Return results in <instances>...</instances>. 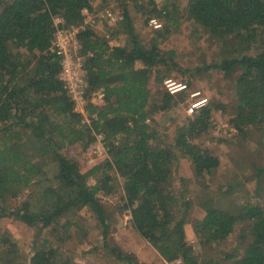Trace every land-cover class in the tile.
Segmentation results:
<instances>
[{
  "label": "trees",
  "instance_id": "16d2710c",
  "mask_svg": "<svg viewBox=\"0 0 264 264\" xmlns=\"http://www.w3.org/2000/svg\"><path fill=\"white\" fill-rule=\"evenodd\" d=\"M93 1L0 0V218L55 233L75 225L74 211L89 209L104 237L110 215L103 199L117 197V209L128 212L132 230L166 263L218 264L205 253L197 255L185 240L184 226L198 208L204 216L194 222V231L203 248L220 245L235 233L238 247L224 253L223 261L264 264L259 186L253 199L247 193L239 197L245 190L239 182L214 196L171 191L179 158L190 160L196 182L218 168L209 150L194 145L209 130L215 112L226 116L239 136L254 128L264 131V50H253L264 32V0H187L182 7L176 0H116L122 19L114 24L112 38L122 36L125 43L111 46L88 26L78 33L88 100V122H83L58 80L60 59L50 47L54 19L62 18L65 27L80 26ZM107 1L101 0L104 5ZM130 5L139 14L147 8L164 12L162 31L149 41L141 39L132 26ZM184 22L209 36L218 51L211 63L194 72L222 75L233 100L228 105L210 99L167 140L153 121L175 102L174 95L159 88L166 69L175 64L156 39L177 34ZM153 76L158 77L153 80L155 96L149 86ZM98 94L102 99L96 104ZM98 134L104 136L109 158L82 172L63 152L73 146L90 149ZM252 171L258 184L264 169L253 164ZM109 251L119 261L137 264L117 248ZM0 264H24L5 233L0 235ZM28 264L73 263L44 240L36 244Z\"/></svg>",
  "mask_w": 264,
  "mask_h": 264
},
{
  "label": "rangeland",
  "instance_id": "374dc122",
  "mask_svg": "<svg viewBox=\"0 0 264 264\" xmlns=\"http://www.w3.org/2000/svg\"><path fill=\"white\" fill-rule=\"evenodd\" d=\"M176 2L178 6L182 7L187 0H176ZM118 8L121 7L116 0H109L105 5L101 0H94L91 4V12L88 13L96 18L108 9L114 15H119L120 9ZM127 8L130 11L135 33L139 34L144 41L151 40L154 32L148 28L145 20L155 13L151 8H147L143 14L135 13L132 5ZM156 8H160V4ZM164 23L166 24V20ZM90 27L97 34L105 36L111 46L125 43L122 36L119 39L112 38L115 25L109 24L104 19H96ZM209 38L207 35L203 36L198 33L194 25L184 22L177 34L156 39L160 48L172 57L175 64L166 69L168 75L163 79L159 88L166 91L164 82L167 80L181 85L189 82V86L184 91L174 95L175 102L170 110L154 117V126L158 128L162 139L166 137L165 139L170 140L176 130L186 124L187 119L198 111L196 110L190 115L187 114L192 94L197 93L203 98L195 103L203 102L207 98L208 102L205 105L209 103L210 99L221 104L227 102L228 105L233 100L231 86L222 78V75L213 71L197 73L193 70L211 63L217 56V47ZM255 46L253 48L255 51L264 50V32ZM156 78L158 77L153 76L149 83L154 96L157 93V88L153 80ZM93 145H95V140ZM194 145L196 148L201 147L209 150L218 159L219 166L211 175L204 178V182H196L190 160L185 157L179 158L173 170L171 183V191L174 194L179 196L185 193L191 197H198L201 193H205L214 196L223 190L221 189L223 186L239 182L244 183L245 189L239 191V197H244L247 193V196L253 199L254 189L259 186L263 195L260 200L264 201V175L257 184L252 171L253 164L264 169V131L261 128L251 129L247 136H239L230 129L227 117L217 111L212 116L209 130L195 139ZM90 149L73 146L65 149L63 154L68 159L77 162L82 172H86L93 165L108 159L92 155ZM88 157L93 159L92 163L88 162ZM50 171H52L51 168ZM92 183L93 181L90 179L88 184ZM116 198L103 199L106 212L110 215L109 231L104 237L93 212L89 209L74 211L71 216H73L72 220L75 225L66 230L60 228L55 233H50L49 229L41 230L29 227L12 218H0V235L7 234L16 244L24 264H28L36 244H41L44 240L50 242L51 247L61 254L63 260L73 264H128L116 259L109 251L111 248H117L122 255H131L137 264H168L150 244L132 230L129 214L124 210L118 211ZM189 216L190 222L184 226V236L186 242L196 250L197 255L205 253L209 258L217 260L218 264H230V262L223 261V257L224 253L230 254L238 247L237 235L232 234L227 241L220 245L203 248L195 234L194 222L200 221L204 214L200 209L194 208Z\"/></svg>",
  "mask_w": 264,
  "mask_h": 264
},
{
  "label": "built area",
  "instance_id": "2783aa9c",
  "mask_svg": "<svg viewBox=\"0 0 264 264\" xmlns=\"http://www.w3.org/2000/svg\"><path fill=\"white\" fill-rule=\"evenodd\" d=\"M156 3H160L161 0H154ZM84 19L80 26L65 27L62 18H55V32L53 34L50 50L55 53L60 59V71L58 73V80L62 84L63 89L70 97L74 105V111L83 116V122L87 121V115L85 112V106L87 105L86 97V81L83 71V58L79 55V41L78 33L86 26L90 27L95 23L96 19H104L109 24H116L122 18L120 15H114L110 10L106 9L101 14L96 16L89 15L87 11L83 12ZM164 12H157L152 15L147 23L148 28L154 32H160L163 29L165 22ZM167 93L170 95H176L186 89V86L177 84L172 80L164 82ZM177 89H183L176 93ZM102 99V95L98 94L93 100L96 104H99ZM201 98L197 93L191 95L189 107L187 108V114H193L196 110L205 106L208 102L206 98L199 107H196L194 103ZM92 155H98L105 158L108 156V148L104 139V136L98 134L95 136V145L90 149ZM88 162L92 163L91 157L87 158ZM172 264H182L181 260H177Z\"/></svg>",
  "mask_w": 264,
  "mask_h": 264
},
{
  "label": "bare ground",
  "instance_id": "6f19581e",
  "mask_svg": "<svg viewBox=\"0 0 264 264\" xmlns=\"http://www.w3.org/2000/svg\"><path fill=\"white\" fill-rule=\"evenodd\" d=\"M181 91L183 90V89H180ZM178 93V92H177ZM196 107H199V106H196Z\"/></svg>",
  "mask_w": 264,
  "mask_h": 264
}]
</instances>
